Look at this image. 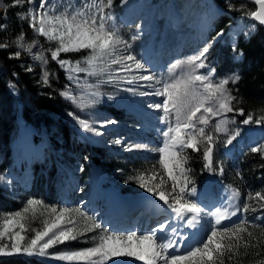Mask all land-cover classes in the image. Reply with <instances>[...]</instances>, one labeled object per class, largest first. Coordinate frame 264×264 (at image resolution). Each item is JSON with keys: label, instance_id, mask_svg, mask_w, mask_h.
<instances>
[{"label": "rangeland", "instance_id": "rangeland-1", "mask_svg": "<svg viewBox=\"0 0 264 264\" xmlns=\"http://www.w3.org/2000/svg\"><path fill=\"white\" fill-rule=\"evenodd\" d=\"M38 2L39 0H37V6ZM64 2L65 0H49V3L57 5V10H59V5ZM73 2L78 4L79 0H73ZM113 2L114 0H112V6L106 8L105 12L113 17V20L109 23L115 24L122 38V26L124 24L134 23H136L135 35L141 36L146 34L148 36L146 45L137 51L128 43L126 45L121 44L119 46V54H131L135 56L137 60L144 63L145 68L133 70L132 72L117 73L116 69L118 66L112 65L107 71L95 76L89 75L86 72L72 73L74 77L72 80L68 79L69 73L62 68L65 70L67 79L70 82L68 87L62 92L70 91L72 96L75 97V100H73L63 96L72 104L71 111L65 114L77 125L79 134L77 137L80 139L82 146L78 152L69 149L63 144V139L60 134L56 135L57 138L62 139L59 141L60 144L58 147H49L45 138H40V145L46 148V156L45 160L42 158L41 162L37 164H40L42 167L44 178L49 181L52 179L53 184L56 186L55 196L49 195L48 198L33 197L29 194V191L31 190V183L34 182V176L29 175L26 183H22L16 172V163H18L19 159H22L21 150L24 149V146L20 149L17 148L18 144L14 143L19 139L21 130H27L28 128L32 130L28 136L29 141L25 142L28 143L26 148L33 147L32 142L34 141L31 139V136L33 134H39V131L34 125L23 118V107L19 99L20 92L16 84L17 81L15 82L5 78L1 79L6 83L12 96L5 94L4 100L0 101V114L4 118V126H8L10 120L14 117L16 127L10 131L7 140L3 137L0 140V177L3 178L0 180V194L6 199L0 202V220L5 218L7 214L18 211L25 217L22 221L24 230L22 231L19 227L14 229V231L20 232L25 237L20 242L21 252H23V248L27 246V242L35 235V232L37 230H43L45 221L52 223L61 209H68L69 211L64 213V221L61 224V228L71 227L73 234L77 235V239L53 245L46 250V255H40L38 251L33 254L50 261L52 264H87L85 261L59 260L56 256L59 253L79 251L93 247V237L111 233L109 231L111 226L108 219L109 214L113 215V213H110L112 211L110 206L106 205L107 198L100 201V197H97L95 200L90 201V199L95 197L94 194H91L89 198L85 197L89 191L87 184L91 183L93 179H106L115 190H123V188L127 187L137 192L136 194H129H134V196L140 194V196H144L143 194L151 192L141 187L136 179L144 175L145 181L150 187H153L155 191H164L169 196V202H172L173 196L179 193L180 187H186L188 195L185 199H190L196 203H204L201 198L196 197L198 192L191 193V189L197 187V182L188 179L189 183L185 186L179 168H174L177 185L175 192H173V181L168 176L167 170L160 163L162 154L158 149L164 147L162 133L167 130L168 123L175 125V117L173 114L167 122L162 119L164 116L163 111L151 106L156 103H161L164 97L151 93L162 90L164 83H171L182 72L189 71L188 66H185L182 69L178 68L170 72L171 65L176 61L187 60L190 56L196 54L198 50L202 49L206 43L210 42L212 45L218 38L227 40L235 46L240 33L248 36L257 27V23L246 14L238 17L225 34L219 33V36L209 38L208 34L213 28L214 18L222 12V9L214 0H157L155 3L152 0H122V9L120 12L115 11ZM131 4L137 8V11L134 16L127 18V12ZM253 24H255V27H253ZM234 57L236 60H240L242 58L241 51L235 50ZM70 61L75 62L73 60ZM206 63L210 68H215L212 61L208 60V54ZM81 66L84 67L85 65L82 63ZM206 72L207 69L196 70L197 74H205ZM232 74H228L226 77ZM148 75L155 76V80L144 81L138 79L139 76ZM109 76L113 77L111 82H108ZM133 78H136L134 82L129 83V80ZM218 79L220 78L213 77L214 82ZM10 82L14 87L10 86ZM199 91L202 92L203 89L201 88ZM140 93L147 94L140 95ZM108 103L118 104L124 107L126 112L125 116L129 117L127 119L126 117H114L107 112ZM70 113L73 115H70ZM61 114H64V111ZM77 117L79 120L90 122L99 134L86 131L78 122ZM224 118L229 120V123L226 125L228 131L215 132L216 123ZM105 121H114V123H105ZM51 132L53 134L56 133L53 127H51ZM206 132L213 133L215 137L218 135L219 143L215 144L213 157L215 161L219 162V165L223 156H232L236 151L242 152L250 146H264V123L246 125L242 121H238L233 113H227L226 117H210L209 124L206 126ZM237 132L239 133L238 135H236ZM232 136H235V138L231 143H227V140ZM86 138L90 140L97 139L101 142L102 148H95L92 153L100 158L104 149L106 153L110 154L107 162L102 157L100 158L101 164L90 162L89 160L83 163L82 157L85 158L83 153L87 149L85 144ZM137 144L147 145V147L131 151L143 150L144 152H149L155 156L156 163L140 169L129 168L128 170H123L113 168L114 164L124 162L121 159V155L129 151L130 146ZM109 161L112 162L108 164ZM35 163L33 168L37 165ZM86 166L88 167V177L86 180H83L82 175ZM153 174L155 175V179H151ZM218 175H222L220 171H218ZM216 179L213 176L207 177L202 184L203 186L201 185L200 190L206 188L210 196V198H208L207 194L203 196L205 199L207 198L205 200L206 204H204L206 213L215 212L217 208H229L230 212L234 211L238 205V199H230L231 193L228 191L220 192V194L214 193L215 190L213 191L210 188L211 184L210 186L207 185L211 181L213 184V181ZM65 181L71 183V185H76L73 192L75 195L74 200L70 196L68 197L69 200L66 201H63L61 198L63 197V191L60 192L59 190L64 189L66 186ZM156 185H160V187L156 188ZM129 194L127 193L128 196H131ZM30 199L41 203L28 206L27 201ZM94 201H99V204L95 206L92 204ZM143 203H145V198L140 200V204ZM26 206L29 210L27 213H24L23 209ZM52 208L57 210L56 213L51 211ZM99 211H104L103 217L96 215ZM242 215L243 213L240 212L236 216H232L230 221H223L222 226H227L241 220ZM88 217L92 219L89 220ZM206 219V231L199 240L193 242L190 246L181 247L179 250H168V253L176 256H186L188 251L201 246L199 242L206 240L207 236L211 234L212 229L218 227L215 222L216 217L206 214ZM69 220L72 223H68ZM93 223H100L107 232H102V229L95 228L91 231H84L85 228L91 227ZM147 226L150 232L154 229V224L151 226V223H147ZM81 232L84 234L79 235ZM127 233L125 232V235ZM11 235L9 233L4 237H0V246H4L6 252L12 251L11 244L13 241L10 238ZM43 242L41 241L40 243ZM186 262L187 260L177 261V264H186ZM104 264H107L106 261H104ZM160 264H163V262L161 261Z\"/></svg>", "mask_w": 264, "mask_h": 264}, {"label": "snow or ice", "instance_id": "snow-or-ice-1", "mask_svg": "<svg viewBox=\"0 0 264 264\" xmlns=\"http://www.w3.org/2000/svg\"><path fill=\"white\" fill-rule=\"evenodd\" d=\"M256 6V10L247 13L248 16L264 25V0H252ZM32 5L25 12L17 13L19 19L26 21L29 27L38 36L45 37L48 41H55L56 47L51 52V59L57 61L61 68H64L68 73V79L72 80L74 77L72 73L86 72L89 75H98L107 71L112 65H117V73L132 72L133 70L144 69L145 65L135 56L120 55L119 46L126 45V41L119 35V30L114 23H109L113 17L105 12L106 8L112 6V0H79V3L73 0H65L63 4L57 5L49 3V0H13V5ZM229 8L233 5L229 4ZM255 27V24H253ZM7 25L0 24V31L6 30ZM220 35L219 33L217 34ZM135 37H133L134 39ZM24 33L21 32L14 43L20 48L31 53L36 45V41L30 44L24 43ZM8 47V43H0V48ZM211 43H206L205 46L198 50V52L190 56L187 60H178L171 65L169 71L188 66V72L182 74L172 80L171 83H164L162 90L155 91L154 95L162 96L164 99L161 103H156L151 107L162 110L166 122L169 117L174 114L175 125L168 123L167 130L163 131L164 147L158 149L162 154L160 163L167 170V174L173 181V192L176 190L177 177L174 175V168H179L183 176V183L186 186L189 181L186 175H183L187 170L183 167L185 160H181L180 152L184 149H191L193 151H203V159L205 161L204 167L212 170L213 152L216 137L211 132H206V126L209 124L210 117L225 116L227 113L238 112L244 115L242 108H235L233 102H239L230 89L226 87L230 82L236 83L239 76L232 74L228 77L220 78L214 82L216 69L210 68L207 61V54L209 53ZM235 47V46H233ZM81 50H88V55L83 57V60H77L74 63L70 60L60 59L61 53L80 52ZM14 57L21 55L20 51L11 54ZM33 59L40 61L41 64H47V59L43 51H38L33 55ZM132 62V63H129ZM85 66L82 67L81 64ZM103 65V67H101ZM197 69H207L205 74H197ZM26 71L31 72L32 68L28 67ZM15 75V73H14ZM118 78V77H117ZM112 76H109L108 82H111ZM136 78L129 80L133 83ZM140 80L152 81L155 76H139ZM42 81L47 84L49 81V73L43 72ZM159 83V81H157ZM10 86L14 87L11 84ZM203 91H199V89ZM131 91V89H129ZM147 93H140L145 95ZM61 95L66 98L75 100L70 91H64ZM199 114V115H198ZM70 115H73L70 113ZM80 125L89 132H96V128L90 125L86 120H79ZM234 122V121H232ZM105 123H114V121H105ZM229 123L227 118L221 119L216 123L215 132H227L226 125ZM244 124L249 123H264V116L260 119L254 120L253 116L249 114L246 119L242 121ZM239 133L237 132L236 135ZM235 136L230 137L227 143H231ZM119 142V141H117ZM147 145L137 144L129 147V151L134 149L146 148ZM253 153H264V146H257L251 148ZM221 174L223 169H219ZM3 178L0 177V180ZM140 186L146 188L148 192H152L158 196L160 200L164 201L178 220H185L187 226L195 227L199 216L203 211L197 203L190 199H185L188 195L186 187H180L179 193L173 196L172 202H169L168 196L164 191H155L150 187L146 181L145 176L141 175L136 178ZM155 179V175L151 177ZM159 188L160 185H156ZM195 192V188L191 189V193ZM240 192L238 189L231 192L230 199H239ZM250 199H258L264 201V195L257 191L254 196L250 193ZM41 202L35 200H28L27 205L32 206ZM264 207V205H260ZM29 208L26 206L23 209L27 213ZM249 210L255 212L256 208H250L248 203H244L243 207H236L234 211H229V208H217L215 212L206 213L207 215L216 217V225L207 236V239L200 241L198 247L193 248L187 252L186 256H176L169 254L168 250L173 249L178 245V241L172 237L177 234L175 228H171V235L168 234L170 224L165 222L158 225L157 229L151 231L149 234L137 235L136 232H129L125 236L117 235L115 233L101 234L98 237H93L94 246L85 248L79 251H70L57 254L56 258L65 261H85L87 264H104V261L111 257L127 256L134 257L136 260L143 261L144 264H158L162 261L163 264H177V261L188 260L189 264H223L222 257L226 253L233 251V244H225L224 240L236 238L239 239V233L247 232L246 227H242L244 221L235 223L232 227L222 226L223 221L231 220L232 216H236L240 212H248ZM51 211L56 213V209ZM68 209H61L56 219L52 223L45 221L42 231H36L35 235L27 242V246L23 248V252L29 255L35 254L38 251L40 255H46V250L57 243H64L65 241L77 239V235L73 234L71 227L61 228L64 221V213ZM86 215V214H82ZM24 216L21 212L9 213L5 218L0 220V237H4L11 233L12 239L11 252H6L4 246H0V254L11 255L21 252L20 242L25 239L18 231H14L19 227L24 230ZM91 220V217H88ZM72 223V221H68ZM258 227V226H257ZM93 228L102 229V232H107L103 229L100 223H93L84 231H91ZM235 228V231L233 230ZM157 232L163 235L158 237ZM81 232L79 235H83ZM230 234V235H226ZM45 238H47L45 240ZM44 241L43 243H40ZM247 247V244H245ZM214 257L216 261H214ZM231 258V257H229Z\"/></svg>", "mask_w": 264, "mask_h": 264}, {"label": "trees", "instance_id": "trees-1", "mask_svg": "<svg viewBox=\"0 0 264 264\" xmlns=\"http://www.w3.org/2000/svg\"><path fill=\"white\" fill-rule=\"evenodd\" d=\"M122 0H114L115 11L120 12ZM155 3L157 0H152ZM222 12L214 22V27L210 30L208 37L214 38L218 33L225 34L232 23L240 16L246 15L250 11H254L256 6L252 0H214ZM229 4L233 7L229 8ZM29 4L13 5V0H0V24L7 25L6 30L0 31V43L7 42L8 47L0 48V101L4 100L5 94L12 96L7 85L1 79H10L17 81V87L20 92V101L23 107V118L34 125L39 134H33L31 139L38 143L41 137H44L48 146L58 147L63 139V144L71 150L78 152L82 146L80 139L77 137V125L66 116L71 111L70 104L61 95L62 91L68 87L70 82L67 79L66 72L62 69L57 61L51 59L50 50L56 47L55 41H48L45 37L38 36L29 27V24L19 19L17 13L25 12L29 8ZM136 23L124 24L121 28L123 38L136 51L146 45L148 36L146 34L137 36L134 33ZM24 33V43L30 44L36 41V45L32 52L29 53L14 43L18 35ZM133 37H135L133 39ZM234 45L222 38H218L210 47L208 60L212 61L216 69V77L224 78L228 74L235 73L240 78L236 83L226 85L232 94L237 97L238 103L233 102L235 108H242L244 116H240L238 112H231L238 121H243L249 114L254 120L264 116V28L257 25L255 31L248 36L244 33L238 35L237 43ZM235 50L241 51L242 59L236 60L234 57ZM20 51L19 57L11 54ZM38 51H43L47 64H41L40 61L34 60L33 55ZM88 55V50L80 52L61 53L60 59H70L73 61L81 60ZM28 67L32 68L31 72L26 71ZM49 73V81L44 84L42 81L43 72ZM15 73V75H14ZM3 103V102H2ZM108 113L116 118L126 119L125 108L118 104L108 103ZM64 111V114H61ZM66 113V114H65ZM4 118L0 114V140L10 134V131L16 127L15 118L12 117L10 124L4 126ZM90 124V122H88ZM92 125V124H90ZM54 128L55 134L51 132ZM57 134L62 139L57 138ZM143 137V136H141ZM218 135L215 144L219 143ZM87 149L82 157L83 163L87 160L101 164L100 158L103 157L105 162L108 161L110 154L103 152L100 158L93 154V149L102 148V144L97 139H87L85 141ZM248 147L242 152L236 151L232 156H223L218 161L212 162V170L204 167L203 151H193L184 149L180 152L181 160H185L183 167L187 170L184 175L188 179L195 180L197 187H200L208 175H213L217 179L213 181V190L216 193L238 189L240 197L237 207H243L244 203H248L250 208L254 207L257 211L242 212V219L235 222L244 221L242 227H246L247 232L239 233V239H225L224 243H232L233 251L226 253L220 258L223 264H264V201L258 199H250L249 194L259 191L264 195V153H253ZM19 151V150H18ZM9 154V150H8ZM19 155V154H18ZM124 162L114 164L113 168L128 170L140 169L156 163L155 156L143 150L127 151L121 155ZM112 161H109L110 164ZM37 164V163H35ZM223 169L222 175H218L219 169ZM34 182L32 189L29 191L33 197L48 198L49 195L55 196V185L52 179L49 181L44 178L43 170L40 164L34 166ZM83 180L88 177V167L83 172ZM89 192L93 189L94 183L87 184ZM196 187V188H197ZM75 196L72 197V200ZM5 197L0 194V202L5 201ZM15 205V204H14ZM235 223L227 225L232 227ZM258 226V227H257ZM235 231V228H233ZM230 235V234H226ZM247 244V247H245ZM231 257V258H229ZM214 261L216 258L214 257ZM0 264H52L50 261L39 258L36 255H29L24 252L11 255L0 254ZM186 264H189L187 260ZM219 264V261H216Z\"/></svg>", "mask_w": 264, "mask_h": 264}, {"label": "bare ground", "instance_id": "bare-ground-1", "mask_svg": "<svg viewBox=\"0 0 264 264\" xmlns=\"http://www.w3.org/2000/svg\"><path fill=\"white\" fill-rule=\"evenodd\" d=\"M129 11L127 12V18L134 16V14L137 11V8L134 5H130L129 6ZM28 128V127H26ZM30 130V128H28L27 130L22 129L21 130V134H19V139L14 143V144H18L20 142V140L23 138V136L26 135V133ZM35 148H31V150L26 149V158L29 160L30 158H32V162H33V157H36V154L39 152L38 149H36V144ZM44 154V153H43ZM39 155V154H38ZM44 156V155H43ZM46 156V154H45ZM45 156H44V160H45ZM40 162L39 159L36 160V163ZM27 179H29V175H27L26 181ZM105 183H108V181L106 179H104ZM108 190H107V196L106 198L111 199L117 203H121L123 205V215L122 217L117 215L115 212L111 211L109 214V219L108 222H110V226L111 229L109 230L111 233H115L117 235H121V236H125V232H136L137 235H145V234H149L150 233V229L147 226V223H151V226L154 224L153 226V230L157 229L159 223H162L160 220L163 215L165 214V212L169 209L167 206L164 205V203L162 204L160 202L159 199L156 198H151L150 196L147 197L146 194H143L144 196H140V194H137V196H134V194H129V193H137L136 191H132L130 188H123L129 191H123V190H115L112 186H110V184L108 183ZM70 186L66 187V190L68 192V194H70L72 197L75 196L74 195V189L76 188H70ZM127 193L131 196H128ZM208 193L206 192V190H204L203 192V196ZM147 197V198H146ZM169 197V196H168ZM209 197V195H208ZM145 198V202H149L151 204V206L153 208H156L159 210V213H154V212H148L144 215V218H141L139 215L135 214L134 211H132V207L133 206H140V200ZM96 198H92L91 200H95ZM92 202V204H94L95 206L99 204L98 202ZM171 203V202H170ZM91 211V210H90ZM99 217H103L104 216V211H99L96 214ZM112 221H114V223H112ZM121 225V228L119 227V225ZM140 224V227L138 230H136L137 225ZM133 227V228H132ZM198 226L195 225V227H193V231L197 230ZM121 230V231H120ZM152 230V231H153ZM119 231V232H117ZM125 231V232H124ZM158 237H160L161 235L157 234ZM192 243H189L187 245H191ZM125 259V260H124ZM127 259V260H126ZM114 263V264H144L143 261H139L136 260L134 257H127V256H119V257H111L108 260H106V263ZM109 263V264H110ZM161 261H158V264H160Z\"/></svg>", "mask_w": 264, "mask_h": 264}, {"label": "water", "instance_id": "water-1", "mask_svg": "<svg viewBox=\"0 0 264 264\" xmlns=\"http://www.w3.org/2000/svg\"><path fill=\"white\" fill-rule=\"evenodd\" d=\"M1 10H3V7L1 8ZM254 10H256V8L254 9ZM219 15H217L215 18H214V22H215V20L217 19V17H218ZM129 20V19H128ZM252 20H253V18H252ZM254 21V20H253ZM213 22V23H214ZM256 23H257V25H259V26H261V27H263L264 28V25H261L258 21H255ZM213 27H214V25H213ZM242 59V58H241ZM239 114V113H238ZM240 115V114H239ZM240 116H242V115H240ZM244 116V115H243ZM247 118V117H246ZM245 118V119H246ZM250 124H252V123H249V124H246V125H250ZM35 129V128H34ZM214 148H215V146H214Z\"/></svg>", "mask_w": 264, "mask_h": 264}]
</instances>
